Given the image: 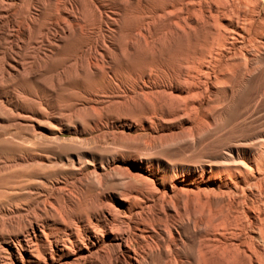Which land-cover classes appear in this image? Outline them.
Listing matches in <instances>:
<instances>
[{
  "label": "bare ground",
  "instance_id": "bare-ground-1",
  "mask_svg": "<svg viewBox=\"0 0 264 264\" xmlns=\"http://www.w3.org/2000/svg\"><path fill=\"white\" fill-rule=\"evenodd\" d=\"M0 80V107L35 83L54 133L119 144L8 182L0 264H264V0H0Z\"/></svg>",
  "mask_w": 264,
  "mask_h": 264
},
{
  "label": "rangeland",
  "instance_id": "rangeland-1",
  "mask_svg": "<svg viewBox=\"0 0 264 264\" xmlns=\"http://www.w3.org/2000/svg\"><path fill=\"white\" fill-rule=\"evenodd\" d=\"M24 85L26 91L22 96L25 99L21 101L24 103L21 104L23 109L14 110L15 113L9 110L10 108L0 107V163L6 159L13 160L23 154H33L37 158L40 157L41 160L29 166L0 170V207L7 205L9 197L6 187L10 180L22 176L27 180L29 190L34 193H36L35 191L44 193L45 187L47 188L55 181L62 182L65 179L73 178L80 172V169L85 174H90L94 162L99 163L100 158L107 156L112 149L115 150L119 146L118 143L108 139L106 141L105 138H103L105 140H101L97 134L87 132L80 137L70 133L57 135L54 133V125L38 116L36 102L42 96L39 86L35 83H25ZM11 86V82H1L0 80V87L11 90ZM28 96L32 100L33 98L37 99L36 102L33 100L36 106L34 102L29 101ZM239 100L240 97L237 98L236 104ZM94 135L96 136L94 137ZM118 178H120L119 174L118 176L117 174L112 175V181L115 182ZM39 179H43L44 182H39ZM101 191H104V188ZM32 197L35 198V195L30 196L26 190L21 194L12 195L10 198L20 205H26L31 202Z\"/></svg>",
  "mask_w": 264,
  "mask_h": 264
}]
</instances>
